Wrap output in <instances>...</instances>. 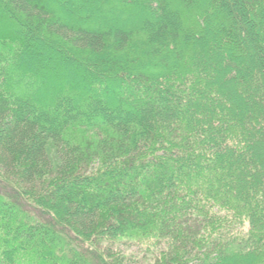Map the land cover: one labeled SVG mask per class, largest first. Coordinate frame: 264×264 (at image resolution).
<instances>
[{
    "label": "trees",
    "instance_id": "obj_1",
    "mask_svg": "<svg viewBox=\"0 0 264 264\" xmlns=\"http://www.w3.org/2000/svg\"><path fill=\"white\" fill-rule=\"evenodd\" d=\"M0 264H264V0H0Z\"/></svg>",
    "mask_w": 264,
    "mask_h": 264
},
{
    "label": "rangeland",
    "instance_id": "obj_2",
    "mask_svg": "<svg viewBox=\"0 0 264 264\" xmlns=\"http://www.w3.org/2000/svg\"><path fill=\"white\" fill-rule=\"evenodd\" d=\"M164 19L166 20V22H168V23H170L171 25H172V20H174V16H172V14H167V13H165L164 14ZM175 21V20H174ZM258 37H256V38H254V36H253V38L251 39V38H249V39H247L249 42L250 41H256V39H257ZM219 53V52H218ZM221 54H223L222 55V57H220L221 59H222V63L221 64H219V67H218V69H216V78H220L222 81H227V80H229V81H231V79L230 78H236L237 80H239V79H242L243 80V77H244V75H245V73H244V70H242L241 69V72L238 70L237 72L238 73H235V72H232V70H231V66H227V63H224L225 62V55H224V53H222V52H220ZM219 53V54H220ZM213 58H217V60L216 61H218L219 60V56H216V55H214V56H212ZM226 64V65H225ZM226 66V67H225ZM237 74V75H236ZM239 77V78H238ZM215 82V81H214ZM235 88H237L236 86H232L231 84L229 85V83H228V85H227V93L228 94H232V91H235ZM125 249H128V251H131V253H134V252H137V249L136 248H134V247H130V248H125Z\"/></svg>",
    "mask_w": 264,
    "mask_h": 264
}]
</instances>
